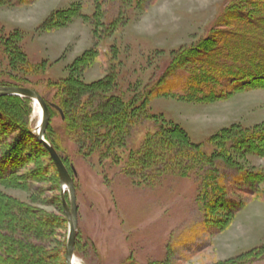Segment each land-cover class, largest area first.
Instances as JSON below:
<instances>
[{"label":"rangeland","instance_id":"obj_1","mask_svg":"<svg viewBox=\"0 0 264 264\" xmlns=\"http://www.w3.org/2000/svg\"><path fill=\"white\" fill-rule=\"evenodd\" d=\"M113 1L107 0V6ZM230 1L146 0L143 10L130 7L125 11L116 31L97 35L90 21L63 19L64 12L75 6L84 7L82 13L91 17L97 0H0V80H18L39 94L44 85L55 83L69 94V82L84 89L95 84L91 90L108 93L103 88L110 83L112 96L132 104V99L145 96L147 88L158 83L180 51L208 47L210 41L203 43L204 38ZM7 43L16 44L27 69L13 67L3 52ZM178 74L187 81L186 74ZM172 77H166L162 85ZM90 89L80 92L82 106L89 102ZM14 107L19 108L18 104ZM33 107L28 123L34 129L38 121ZM148 108L161 121L182 128L192 143L203 145L209 154L210 139L225 129L241 126L264 131V88L237 91L206 103L156 96ZM52 126H61V119L54 118ZM157 126L154 121H136L124 143L114 145L107 155L86 150L65 131L55 134L60 158L73 169L79 264H223L264 253V186L259 198L233 214L229 212L233 205H219L215 216L223 223L216 233L196 202L199 180L194 173L150 182L146 170L138 171L136 161L143 159L146 137ZM25 135L0 116V141L21 150L14 151L12 158H20L15 168L26 177L23 186H0V191L50 217L52 232L44 240V249L56 254L52 262L61 264L69 224L64 223L55 173L48 156ZM253 144L261 145L260 155L247 156L241 167L264 172V138ZM27 158L31 160L25 165L22 159ZM8 166L13 169L11 163ZM249 264H264V258Z\"/></svg>","mask_w":264,"mask_h":264},{"label":"trees","instance_id":"obj_2","mask_svg":"<svg viewBox=\"0 0 264 264\" xmlns=\"http://www.w3.org/2000/svg\"><path fill=\"white\" fill-rule=\"evenodd\" d=\"M106 2L107 0H97L96 9L91 17L82 13L84 7L75 6L64 12L63 19L83 18L86 22H92L97 35H102L116 31L123 21V14L130 7L143 10L146 6V0L134 2L116 0L110 7ZM209 32V37L207 36L203 41V43L210 41L208 47L180 51L174 61L167 66L164 76L158 83L149 86L145 96L132 99V104L125 105L119 98L112 96L110 83L103 88L105 92L106 89L110 90L108 93L102 91L96 93L91 90L95 84L84 89L81 85L74 86V83L69 82V94H65L66 90L63 91L60 83L44 85V90L40 94L49 104L60 108L64 115L62 118L56 109L49 106L50 121L45 137L59 155L60 144L55 139V134L59 131H65L68 137L77 138L88 151L95 150L107 155L111 153L114 145L124 143L136 121L145 119L157 123L156 131L146 137L142 161H136L138 171L146 170V177L150 182L159 181L160 178L165 180L168 177L185 178L194 173L199 180L196 202L206 213L207 224L215 227L214 231L217 233L220 231L218 225L223 223L222 219L215 216L219 205L222 206L226 202L233 205V209L229 211L233 214L259 198L263 192L264 172H248L241 166L244 165L247 156L260 155L261 145L253 143L259 138L260 140L264 138V131L259 127L246 129L241 126L225 129L210 139L208 147L213 149L209 154L204 150L203 145L192 143L182 128L161 121V118L151 114L148 108V103L156 96L206 103L229 97L237 91L264 88V0H247V2L231 0L223 9L218 21L210 27ZM3 47V52L10 57L13 67H23L16 44L7 43ZM202 60L204 61L200 62ZM23 68L27 69L28 66L24 65ZM178 73L186 74L187 81L180 80ZM172 75L175 76L174 79ZM168 76L172 77L171 81H167L163 86L162 82ZM202 86L206 88V92ZM0 87L29 88L18 80L7 82L0 80ZM86 89H90V98L89 102L82 106L80 92ZM17 104L19 107L17 109L22 110V114L15 109L14 105ZM67 105L72 110V116L68 112ZM31 114L30 99L0 97L2 119L13 123L19 134L25 132L30 144L48 156L60 192L59 202L62 203L59 175L48 152L32 134L33 125L28 123ZM56 117L61 119L59 127L52 126V120ZM14 147L16 145L10 142L0 141V186L24 185L22 179L26 177L17 172L19 167L15 168L20 158H12L14 151L21 150L18 146ZM112 156H114L113 152ZM22 160L26 165L31 158ZM8 163L12 164L13 169ZM67 166V170L72 175L73 169ZM30 182L36 181L30 179ZM66 199L68 201V195ZM49 219L48 215L32 210L26 204L0 191V264H56L52 262L56 254L44 249V240L50 237L53 225ZM64 223H68L65 217ZM65 253L66 247L62 250L61 264H67ZM263 258L264 253H260L255 258L223 264H249ZM128 264H135V261H128Z\"/></svg>","mask_w":264,"mask_h":264},{"label":"water","instance_id":"obj_3","mask_svg":"<svg viewBox=\"0 0 264 264\" xmlns=\"http://www.w3.org/2000/svg\"><path fill=\"white\" fill-rule=\"evenodd\" d=\"M0 97H21L28 98L32 101H36L42 111V119L37 124L33 131L34 136L43 145L44 149L48 152L60 179L61 185V199L64 208L66 218L69 223V235L66 244V263L74 264L75 261V245L78 232V206L77 195L74 180L64 165L63 161L59 157L57 151L46 140L45 134L50 121L49 106L55 108L63 118V113L60 108L54 104H49L39 92L33 89L20 88V87H0ZM66 193L69 197V202L66 199Z\"/></svg>","mask_w":264,"mask_h":264},{"label":"bare ground","instance_id":"obj_4","mask_svg":"<svg viewBox=\"0 0 264 264\" xmlns=\"http://www.w3.org/2000/svg\"><path fill=\"white\" fill-rule=\"evenodd\" d=\"M33 106L35 108V112H36V116H37V121H38V124H39V121L42 119V111H41V108H40V106L38 105V103L36 101H33ZM74 264H79V261L76 258H75Z\"/></svg>","mask_w":264,"mask_h":264}]
</instances>
